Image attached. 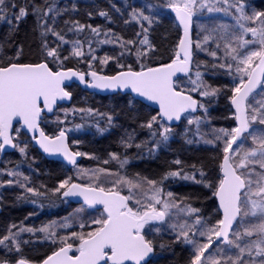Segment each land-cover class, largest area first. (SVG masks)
I'll return each mask as SVG.
<instances>
[{"label":"snow or ice","instance_id":"1","mask_svg":"<svg viewBox=\"0 0 264 264\" xmlns=\"http://www.w3.org/2000/svg\"><path fill=\"white\" fill-rule=\"evenodd\" d=\"M109 3L123 25L138 26L132 37L74 18L83 8L89 19L116 24L112 11L96 0H64L63 6L61 0H0V24L7 25L0 37V156L11 150L21 157L15 167L4 162L0 176L10 179H0V189H22L16 201L41 210L73 198L78 204L39 227L9 223L0 234V264H160L176 246L187 253L184 264H264V10L252 0ZM164 10L174 14L176 39L162 52L150 32L167 15ZM29 17L36 46L27 45L26 58L17 37ZM62 17L64 27H58ZM103 45H112L113 54L99 55ZM199 53L211 60L199 59ZM110 62L112 71H104ZM69 63L87 64V70ZM208 76L225 79L213 84ZM80 85L110 93L114 107H68ZM221 96L230 105L222 118L233 123L216 128L210 109ZM77 113L81 123L75 122ZM121 115L147 129L149 139L137 142L135 128H125ZM50 122L56 125L52 134L44 128ZM82 131L101 137L120 132L123 152L78 150L81 140L69 134ZM177 138L198 150L203 145L210 166H186L176 157L157 178L129 171L136 160L169 152ZM30 148L60 161L75 178L67 175L52 188L31 186V176L20 170L27 162L37 171L38 154L30 156ZM82 157L97 166L83 167ZM176 181L198 185L196 199L203 206L171 190ZM37 245L48 252L29 259L25 249Z\"/></svg>","mask_w":264,"mask_h":264},{"label":"trees","instance_id":"2","mask_svg":"<svg viewBox=\"0 0 264 264\" xmlns=\"http://www.w3.org/2000/svg\"><path fill=\"white\" fill-rule=\"evenodd\" d=\"M258 2L259 0H255ZM84 0H81V4H83ZM64 0H61V6H63ZM96 3L107 10L112 11V14L116 17L117 23L113 25H109L103 18L99 16H94L92 19H89L86 15L83 8H81V11L76 13L74 15L75 19L80 20L82 23L85 24H92L93 26H100L101 28H112L115 32L123 36L124 38H130L134 35V31L138 30V26L134 23L128 26L123 25L122 20L119 19L118 14H115L113 10L110 8L109 0H96ZM111 3H115L117 6H122V0H111ZM129 3L134 4L135 6L139 7L143 0H129ZM67 17H62L61 22L58 24V27H64L62 21ZM172 17L167 14L165 17L162 18V22L159 24H155L153 29L150 32V39L151 41L161 49L163 52V49L167 46H171L176 39V31L172 28ZM33 20L31 17L28 18L26 24L21 25L20 32L18 34L17 39L21 40L25 43V51H26V58H30L28 55V48L27 45L29 43H32L33 48H35V43L33 42V36L34 33L31 32ZM4 29V28H3ZM1 29L0 34H5L6 32ZM27 33V35H26ZM69 38L71 37V34H69ZM50 41L53 38H49ZM86 50V49H85ZM118 51V50H116ZM114 47L112 45H103L100 46L99 49V55L103 56L105 53L113 54ZM64 54H67L66 52ZM69 67H78L82 70H87V64H79L74 65V63H69ZM97 69H100L102 66L99 65V62H96ZM113 65L110 62L109 66H104L103 70L106 72L112 71ZM223 79L218 78V80L215 82H211L213 84L222 81ZM74 99L69 107H72L73 105L76 106H90L94 109H98L100 112H106V109L108 106L111 108L115 105V101L112 99V103L106 102L107 99L98 97L96 95L90 94L88 92H85L81 90L79 87L74 88ZM230 107L228 105V101L224 98V96H221L218 103H216L214 109H211L213 121L221 123H225L226 126H229L233 123L231 120L223 119L222 117L227 114V108ZM61 117L63 116V113H60ZM53 120L55 117L52 118ZM73 117L70 115L69 120H72ZM76 123H81L80 120V114L77 113L75 117ZM119 122L129 130L135 128L136 134L140 135V141H146L148 140L149 133L147 129H140L135 123H132L130 120L126 119L123 115L120 116ZM216 122V123H217ZM103 125V124H102ZM56 127L53 123H48L44 126L45 131L48 134H52L53 129ZM87 132V131H82ZM75 132L70 133L69 135L72 136ZM120 132L114 131L113 134L109 135L108 137L104 138H95L94 140L91 138H84V135H82L81 144L79 145V149L84 152L88 153H94L101 156H106L107 151H116L118 146V136ZM96 136V135H95ZM93 135V137H95ZM30 156L31 155H37L36 163L33 164V168H35L37 171L33 172L29 167L28 163L21 164L20 170L24 172L26 175L31 176V186H35L37 188H40L41 184H46L49 188L55 187L56 183L59 179L65 178L67 175H72L70 172H66L62 170L59 163L56 162H50L45 160L35 148L29 149ZM180 158L182 161H184L186 166H190L193 163H196L197 166L200 165L201 161H205V167L210 166L209 161V154L208 152L203 150V147L198 149L194 148H185V146L182 144V141L177 138L175 142L172 144V148L169 152L162 153L158 159L152 160V159H146L148 163L140 162L137 163L140 160L134 161V163L130 166L129 171L130 172H142L146 175H149L153 178H157L160 176V174L169 167L170 161L173 158ZM21 160V157L17 152H13L9 154L6 157L0 158V169L4 167V162L11 161V163L8 164V167H15V164L17 161ZM167 162V163H166ZM95 160H88L86 158H83L82 160V166L85 168L89 167H96L94 164ZM171 167L175 168L174 165ZM191 170V169H189ZM5 176H0V179H4ZM173 186L177 188V186L182 185L183 187L180 188L182 194H186V191L192 196V203L196 207H202V203L200 200L196 199V196L200 193L201 189L198 185L192 183V184H185L181 181L172 182ZM173 187V188H174ZM179 188H177L176 191H178ZM23 194V190L20 188H3L0 189V195L3 197V204L0 205L1 212H0V234H2L7 227L9 223H17L20 224L23 222L25 226H34L39 227L43 223H47L51 220H58L66 215H68L74 208L72 205L68 204H60L59 207L51 208L49 209L47 206L43 210L36 208L34 205L30 203H25L23 201L17 202L16 201V195ZM35 211L38 213V215L28 217V213ZM25 217H28L25 219ZM34 250H40V252L37 254L34 252ZM48 252V248L44 246H37L36 248H26L25 249V255L28 256L29 259H39L41 255ZM187 254L182 251L181 248L176 246L175 253L168 252L166 256H163L162 260H160V264H184V260L186 259Z\"/></svg>","mask_w":264,"mask_h":264},{"label":"flooded vegetation","instance_id":"3","mask_svg":"<svg viewBox=\"0 0 264 264\" xmlns=\"http://www.w3.org/2000/svg\"><path fill=\"white\" fill-rule=\"evenodd\" d=\"M5 30H6V29L4 28V31H5ZM100 97H101V98H104V99H107L106 102H110V103H112V96H111V95H103V96H100ZM113 107H114V106H113ZM113 107H112V108H113ZM112 108H111L110 106H108L107 109H106V112L110 111ZM104 123H105V121L103 120V121H102V124H104ZM93 130H94V129H93ZM93 130H92V131H93ZM89 133H90V132H89ZM119 135H120V134H119ZM108 136H109V135L106 134V135L103 136V137L98 136V135H96L95 137H93V135H92L91 133H90L89 135H86V137H87L88 139L91 138V140H92V139L94 140L95 138H99V139L101 138V139H102V138H104V137H108ZM118 138H119V136H118ZM148 139H149V137H148ZM136 140H137V142H140V135L136 134ZM118 146H119V145H118ZM116 151H117V152H121V153L123 152V150H122L120 147H119ZM129 152H130V153H135V152H136V149H135V148H132V149L129 150ZM166 254H168V252H165V253H164V256H166ZM162 258H163V257L161 256L160 260H162Z\"/></svg>","mask_w":264,"mask_h":264},{"label":"rangeland","instance_id":"4","mask_svg":"<svg viewBox=\"0 0 264 264\" xmlns=\"http://www.w3.org/2000/svg\"><path fill=\"white\" fill-rule=\"evenodd\" d=\"M264 2V1H263ZM254 5L256 4V1H254V2H252ZM257 3H260V2H257ZM259 8V9H258ZM258 8H257V10H262V9H264V4H260L259 6H258ZM166 12H167V10H165ZM207 15V14H206ZM174 19V18H173ZM222 19H224L225 21H227V18H224V17H222ZM1 26L3 25V24H0ZM6 25V24H5ZM5 32H7V28H6V30H5ZM3 35L4 34H0V37H3ZM213 47H214V45H213ZM198 57H199V59H201V60H204V61H209V60H211V57H209V56H207V55H205L204 53H199L198 54ZM216 78H220V79H225L224 77H216ZM219 120H221V119H218V121ZM216 122H217V120H216ZM213 126V125H212ZM213 127H215V126H213ZM205 130L206 131H210V128H208L207 126L205 127ZM78 134H79V132H75V137H77L78 138ZM202 147H204L203 145H201ZM72 175H73V178H75V176H74V173H72ZM3 179V178H2ZM7 179H10L9 177H4V179L3 180H7ZM188 183H192L191 181H188ZM73 211V210H72ZM71 211V212H72ZM61 219V218H60ZM60 219H58V220H60Z\"/></svg>","mask_w":264,"mask_h":264},{"label":"bare ground","instance_id":"5","mask_svg":"<svg viewBox=\"0 0 264 264\" xmlns=\"http://www.w3.org/2000/svg\"><path fill=\"white\" fill-rule=\"evenodd\" d=\"M90 133L87 131L86 133H85V135H89ZM73 137H75V135L73 134L72 135ZM84 138H87V137H84ZM140 162H144V163H148V161L145 159V160H140V161H138L137 163H140ZM96 166H97V162L95 161V163H94ZM101 166H103V165H101ZM114 166V165H113ZM170 187H171V190H173L174 192H176L178 195H180V196H184V195H190L189 193H188V191H186V194H182V192H181V190H180V188L181 187H183L182 185H179V186H177V188H179L178 189V191H176L177 190V188L176 187H174L173 186V184H172V182H170ZM174 187V188H173ZM192 199H191V203H192ZM193 204V203H192ZM27 235V234H26ZM37 246H41V245H37ZM34 252H36L37 254L40 252V250H34ZM41 253V252H40Z\"/></svg>","mask_w":264,"mask_h":264},{"label":"water","instance_id":"6","mask_svg":"<svg viewBox=\"0 0 264 264\" xmlns=\"http://www.w3.org/2000/svg\"><path fill=\"white\" fill-rule=\"evenodd\" d=\"M77 84H78V81H77ZM80 86H83V85H80ZM99 91V90H98ZM99 92H101V91H99ZM103 93H106V92H103ZM106 94H110V93H106ZM66 103V105L67 106H69L70 105V103H68V102H65ZM36 150L39 152V149L38 148H36ZM12 151L10 150V153H11ZM40 153V155H42L46 160H48V161H53V162H58V163H60V161H57V160H55L54 158H51V157H46L42 152H39ZM80 160H81V158H80ZM80 160H79V162H80ZM74 205H78V204H76L75 203V200H74V198H73V202H72Z\"/></svg>","mask_w":264,"mask_h":264}]
</instances>
